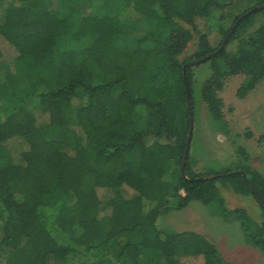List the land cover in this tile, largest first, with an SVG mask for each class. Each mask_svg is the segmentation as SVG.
<instances>
[{"label": "trees", "instance_id": "1", "mask_svg": "<svg viewBox=\"0 0 264 264\" xmlns=\"http://www.w3.org/2000/svg\"><path fill=\"white\" fill-rule=\"evenodd\" d=\"M221 1L0 0L13 67L0 62V264H229L202 235L156 225L171 199L223 207L219 186L262 202L260 222L232 215L264 257V176L247 163L198 175L188 159L181 171L184 65L215 54L248 14L210 58L202 100L220 120L224 78L246 77L241 99L264 79V8L251 12L264 0ZM217 11L212 47L196 21Z\"/></svg>", "mask_w": 264, "mask_h": 264}, {"label": "rangeland", "instance_id": "2", "mask_svg": "<svg viewBox=\"0 0 264 264\" xmlns=\"http://www.w3.org/2000/svg\"><path fill=\"white\" fill-rule=\"evenodd\" d=\"M123 12L127 13L125 10ZM218 14V11L212 12L209 19L196 21L197 30L208 36L212 47H216L221 39ZM259 15H255V21H261ZM224 26L227 28L229 22L225 21ZM197 44L198 38L193 35L187 48L179 56L180 62L185 61L197 50ZM238 44V40L229 43L226 46L227 52H235ZM0 52V62L5 65L2 68L13 69L12 61L5 58L12 54V50L1 39ZM218 63L223 64L222 60ZM190 68L193 127L187 159L193 172L204 175L206 172H221L247 163L264 176V79L241 99L237 96V90L246 77L238 74L224 78L223 87L217 91V96L222 101V117L215 120L203 102L201 93L202 84L212 75L211 63L208 60ZM3 69L0 70V78ZM14 146V153L18 152L19 147L22 148L17 142ZM239 150L246 154V159ZM216 184L219 185V182ZM218 193L223 207L217 202L204 205L192 201L187 207L176 210L173 209L175 203L171 199L172 209L158 218L157 228L164 232L171 230L200 234L215 246L219 256L229 264H264L260 249L246 240L239 222L232 215V211L242 208L255 221L260 222V206L253 197L237 195L231 189L219 186ZM222 211L226 212L224 216Z\"/></svg>", "mask_w": 264, "mask_h": 264}, {"label": "water", "instance_id": "3", "mask_svg": "<svg viewBox=\"0 0 264 264\" xmlns=\"http://www.w3.org/2000/svg\"><path fill=\"white\" fill-rule=\"evenodd\" d=\"M263 8H264L263 6H258V7H256V8H254L251 12H254V11H256V10H261V9H263ZM246 15H248V14H246ZM246 15H243V16L239 19V21L235 24V26L231 29V31L227 34V36L224 38V40H223L221 46L218 48V50H217V52H216L215 54L219 53V52L225 47V45H226V43H227V40H228L229 36H230V35L232 34V32L234 31V29H235V27L237 26V24H238L243 18H245ZM215 54H212V55L206 56L205 58H202V59L197 60V61H191V62H188V63H186V64L184 65V68H185V67H192V66H194V65H198V64L204 63L205 61L210 60V58H211L213 55H215ZM184 82H185L184 85H185V94H186V106H187V109H188V115H189V130H188L187 139H186L185 151L183 152L184 157H183L182 162H181V171H183V168H184L185 162H186L187 157H188L187 152H188V150H189V143H190L191 134H192V127H193V117H192V116H193V113H192L191 102H190V93H189V88H188V85H187L188 83H187L185 77H184ZM236 173H237V174H240L243 178H245V175H244L242 172L238 171V172H236ZM208 178L211 179V178H213V177H208ZM251 192H252L254 198L258 201L259 205L263 208V204H262V202L260 201V199L255 195V193H254L252 190H251Z\"/></svg>", "mask_w": 264, "mask_h": 264}, {"label": "crops", "instance_id": "4", "mask_svg": "<svg viewBox=\"0 0 264 264\" xmlns=\"http://www.w3.org/2000/svg\"><path fill=\"white\" fill-rule=\"evenodd\" d=\"M223 84V83H222ZM223 87V86H222Z\"/></svg>", "mask_w": 264, "mask_h": 264}]
</instances>
